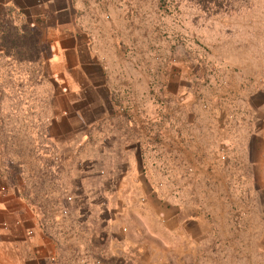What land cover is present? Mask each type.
Returning a JSON list of instances; mask_svg holds the SVG:
<instances>
[{"label": "rangeland", "instance_id": "rangeland-1", "mask_svg": "<svg viewBox=\"0 0 264 264\" xmlns=\"http://www.w3.org/2000/svg\"><path fill=\"white\" fill-rule=\"evenodd\" d=\"M69 3L79 44L54 51L98 69L74 68L73 112L42 33L0 79V192L29 193L42 234L0 222V264H264V0Z\"/></svg>", "mask_w": 264, "mask_h": 264}, {"label": "crops", "instance_id": "crops-1", "mask_svg": "<svg viewBox=\"0 0 264 264\" xmlns=\"http://www.w3.org/2000/svg\"><path fill=\"white\" fill-rule=\"evenodd\" d=\"M69 6V0H0V79L3 78L4 72L13 70L14 67H18L17 65H20V59L14 56V49L19 47L21 48V37L25 35V32L28 30L30 34L34 33L35 31H37L38 33H42V40H45L47 42V44H43V42L41 41L42 44L46 45L51 52H54L47 59L48 62L52 65L53 79L58 80V74L60 73V78L65 83L61 86V89L59 88V91L60 95L64 98L68 108L61 110L60 116H62L63 113H65V116H67V113L68 115H70V113L73 112L74 99L76 97L78 98L79 96H82L80 91L75 87L74 83L71 82V80L74 78V68L76 67V70L81 71V73L80 71H78L80 74L76 76V84L79 83L83 88L84 84L78 79H95V74L97 73L96 71H98V69H96V71L93 70L92 73L89 70H86L84 66L89 64L88 62H81L77 66H75V64L73 63L74 61H71L70 58H67V62H62V60H60V56L54 51L57 46H60L63 50L62 54H73L74 48L79 44V42L77 43V41H75V35L68 27L70 26L69 23L62 20L63 16H66L68 12H70ZM65 56L67 57V55ZM90 67H92V65ZM86 106V109L88 110V108H92L94 105L91 102H88L86 103ZM99 107L103 111H101L103 114L99 116V124L103 125L104 123L101 122H105L106 119L110 116V113L107 110L108 106ZM78 112L84 113L83 110H78L77 113ZM93 116L94 112L93 114L90 113V115H88L85 119V122L91 123V121H95V118ZM63 117L64 116H62L61 118ZM67 117H65V120H63V122H49L52 123L50 128L52 135L54 128H56V130L58 129V131L59 129H65V133L68 129H70V126L74 122L70 121V119L66 120ZM85 122L83 117L81 125H84ZM90 123H87L84 126H89ZM72 134L73 132H70L69 134L66 133L65 136L62 137V140L65 139L66 141L67 137ZM54 137L57 138V136ZM82 137L84 139L86 138L85 133L82 134ZM110 140L111 139H109V137L101 138V141H103L105 145L110 143ZM109 149L111 150V147L105 146L104 149L99 150V153H108ZM86 158L92 159L89 156H87ZM92 169H94V167L87 168L86 170L84 169V172H87L89 174L92 172ZM93 172L96 173L97 170ZM125 174L126 177H130V174L128 172H126ZM105 175H107V173H105ZM107 181L108 180H106L105 182ZM105 182L104 185L106 184ZM98 189H101L103 195L107 194L105 196H109V192L111 193L110 190L109 192L107 191L106 185ZM96 190L97 189H94V191ZM22 194V189L21 195L18 193V191L16 194H14L10 190L0 192V222H14L16 218H21V236L19 237V239L21 238V247L23 246V244H29V241H31L32 245L39 243V239H41L42 236L38 221L35 217H33L34 212L26 204L27 202L24 200ZM15 232L16 231L13 228L12 233ZM33 242L35 243L33 244ZM44 243H46V241ZM41 252L43 253V251ZM24 254L25 252L23 251V249H21L22 264H24L22 262L24 259ZM49 254L50 253H48L47 255Z\"/></svg>", "mask_w": 264, "mask_h": 264}, {"label": "trees", "instance_id": "trees-1", "mask_svg": "<svg viewBox=\"0 0 264 264\" xmlns=\"http://www.w3.org/2000/svg\"><path fill=\"white\" fill-rule=\"evenodd\" d=\"M38 34V32L37 31H35L34 33H32V34H30V32L27 30L26 32H25V35L23 36V37H21V41H23V42H21V46H23V48H26L25 46H27V48H28V46L30 45V40H31V37H33L34 35H37ZM34 47H37V48H42L40 45H39V43H37ZM34 47H32V46H30V48H34ZM40 53H41V51H39ZM39 52H36L35 53V55H36V58L38 59V57H37V55H39L40 56V53ZM42 54V53H41ZM36 58L34 59V58H30V59H26L25 58V60H23V61H19L20 62V65H21V62L23 63V65L24 64H26V63H28L29 62V64H30V62H35L36 63ZM31 63V64H32ZM46 128H47V126H46ZM43 132H41V134L42 133H44L45 132V126H44V129L42 130ZM40 136V135H39ZM8 164H12V162L11 161H9L8 162ZM12 171H13V175H15L16 173H20V171H16L15 169H11ZM10 172V171H9ZM11 173V172H10ZM12 178H14V177H12ZM16 180V179H15ZM16 182H18L19 183V181L17 180ZM21 195V194H20ZM28 195H29V193H28ZM28 195H25V194H22V196L24 197V200L27 202V204H29V203H31L30 201V199H29V197H28Z\"/></svg>", "mask_w": 264, "mask_h": 264}]
</instances>
